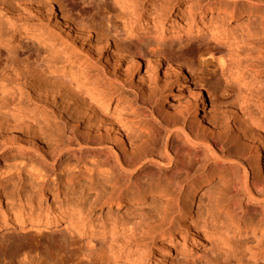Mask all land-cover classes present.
<instances>
[{
  "label": "bare ground",
  "instance_id": "obj_1",
  "mask_svg": "<svg viewBox=\"0 0 264 264\" xmlns=\"http://www.w3.org/2000/svg\"><path fill=\"white\" fill-rule=\"evenodd\" d=\"M115 1L119 10L130 14L129 26L135 22L143 27L150 23L159 31L157 39L163 40L162 33L170 28L181 32L175 22L167 28L165 6L168 8L174 2L179 7V19L187 15L188 35L210 34L215 43L202 41L190 49L199 56L196 58H207L200 61L202 83H191L184 67L168 59L158 43L154 47L148 44L144 53L141 44L131 39L130 27L121 31L125 37L120 36L118 27L109 28L115 8L90 6L87 10L107 22L83 23L68 13L62 6L63 0H0L6 14L4 22L10 25L7 32L19 21L39 23L35 16L45 18L48 23L34 30V36L39 44L57 48L62 54L61 63L67 65L60 70L45 49L32 50L31 45H22L15 53L0 54V232L25 227L41 230L61 224L64 229L71 227L83 232L85 224L53 217L51 208L43 207L44 196L35 203L32 196L25 195L26 185L32 192H42L55 185L56 177L82 173L115 188L116 198L121 199L125 184L132 177L141 176L144 186L139 184L132 198L144 202L164 197L166 205L163 212L142 216L138 228L124 232L121 239L111 238L118 243L120 252L114 259L131 264H169V244L174 245L172 239L182 229L180 215L187 213L182 203L183 191L189 188L187 195L189 198L193 194L194 203L203 183L216 177L223 183L219 182L223 190L211 201L202 227L199 229V224L192 223L195 230H185L193 235H180L178 242L184 252L193 253L206 243L218 225L226 237L237 231L251 238L232 246L229 257L216 264H264V0H199L209 5L200 3L197 9L191 7L189 0H165L167 5H162L163 9L155 8L153 14L143 15L139 11L146 4L144 0ZM153 5L157 2L153 1ZM242 14L246 15L243 21H248V25L240 30L238 42L227 47L216 44L227 41L229 19ZM255 16L256 27L251 20ZM50 19L70 38L98 46L97 51L110 58L113 70L89 71L91 65L72 56L65 43H58L60 39L54 31L48 30ZM30 28L24 26L20 34H26ZM150 57H153V61L148 60L150 79L139 76L143 87L128 94L125 89H134L129 78L138 75L141 63ZM161 74L176 75L183 87L190 84L186 100L175 115L160 108ZM251 83L253 89L248 86ZM202 87L207 89L212 114H206L207 99L202 95ZM115 101L127 106L132 117L108 116L105 112ZM66 110L87 118L85 131L79 130L78 121L68 120ZM71 139H75L89 159L80 155L77 165L63 166L58 162L52 166L65 142ZM12 150L17 154L10 159ZM11 179L14 192L8 198L4 184ZM121 180L126 183L123 185ZM2 199L18 207L10 222L6 221L10 211L3 210ZM27 214L29 217L25 218ZM209 220L214 224L212 228L207 226ZM166 232L171 236L159 242L152 260L145 250L136 259L127 251L133 245L141 249L147 239L155 243L156 235ZM65 237L50 255L56 264H109L108 254L103 251L89 260L91 240L77 247L78 239L68 241V236Z\"/></svg>",
  "mask_w": 264,
  "mask_h": 264
},
{
  "label": "rangeland",
  "instance_id": "obj_2",
  "mask_svg": "<svg viewBox=\"0 0 264 264\" xmlns=\"http://www.w3.org/2000/svg\"><path fill=\"white\" fill-rule=\"evenodd\" d=\"M153 1L157 2L156 6L153 5ZM189 1H191V7L196 9L201 3L199 0ZM144 3L146 4H144V8L139 11L140 15L150 13L153 14L155 12V8L163 9L162 5H167L165 0H144ZM211 3L214 4L213 2ZM87 4L90 5L88 6ZM201 4L209 5V2L206 1ZM62 6L69 11V14L71 13L73 18L79 19L83 23H92L94 21L96 23H100L98 21H106V19H103L101 16L99 18L97 13L93 14V11L87 10L91 9L93 6L104 10L106 8L117 9L112 15V23L109 24V28L111 26L112 29L113 27H118L121 33L120 36L125 37L122 32L125 30V26L127 29L130 27L131 32L133 31L131 39L135 43L141 44L140 46L142 50H144V53L147 51L146 49L148 48V44L154 47L158 43L160 46L159 48H162L165 51V55L168 59L170 58L173 61H177L179 62L178 64H181L184 67L185 72L191 77V83H202L204 75L201 73L203 68L200 66V61H204L207 58H196L199 56L193 55L191 50L199 42L209 41L210 43H215V41L212 37H210V34L206 33L199 37L193 34L188 35L187 24L189 23L187 15L184 16L185 19H179V7L177 3H172L168 8L165 6V14H168L167 28L170 26L171 22H175V27H179L181 32L179 33V31L171 30L170 28L166 32L162 33V36L164 37L163 40L157 39L159 31H157L150 23L144 27L137 22L132 23V25L129 26L130 14L127 15L125 11L119 10V5L115 0H63ZM2 8H4V6L0 5V29L1 32H3L2 34L0 32V54L2 53V55H6L8 53L11 54L12 52L15 53L20 51L22 45H31L30 48L32 50L41 47L39 49H41V51H44L45 49L47 54H50L52 57V62L57 64L56 66H58L60 70L66 69L65 67L67 65L64 67V64L61 63V61H63L62 54L57 51V48L50 45L43 46L42 44H39L38 40H36L34 36V30L42 28L44 26L43 24L48 23L45 18L35 16V20L39 23L21 24V21H19L16 23L13 30L11 29L10 32H7L8 27L10 29V25L4 22L6 14ZM85 10L89 12H85ZM245 16V14H242L239 17L230 18L228 27L229 30L227 31L226 36L227 41H221L216 44L219 46L221 45V47L231 46V44L234 46V42L238 40L240 33H242L240 30L247 28L248 21H243V17L245 18ZM256 19V16L251 18L253 26L255 23L254 27L257 25ZM49 24L48 30L54 31V34L60 39L58 40V43H65L64 45H66V48H68V51L72 56H77L86 60L87 63L91 65V69H89V71L93 70L94 72H100L102 68L108 71L113 70V66H111L109 61L110 58H108V55L105 52H98V46H90L86 42L70 38L55 24L54 19H50ZM252 25L250 27H252ZM24 26H30L31 28L26 34L21 35L20 29ZM139 39H141L142 42H139ZM19 40H21L20 44ZM192 55L195 56V62H193L194 57ZM148 60L150 62L153 61V57H150L141 63L138 75L131 76V78H129L131 88L134 89H125L128 94L133 92L135 89L143 87L144 83L139 81V76L143 79H147L151 75ZM73 71L74 69L71 72ZM251 84L252 85L249 84L248 86L253 89L254 85L253 83ZM158 87L161 96L159 105L160 108H162V111L164 113L169 112L170 115L178 113L177 111L182 108V104H184L186 100V90L190 88V84L189 87H183L176 75L161 74V77L158 78ZM202 88V95L205 99H207V106L205 109L206 114H212L211 100L208 98L207 89L205 87ZM123 106L122 102L117 103L115 101L109 106L105 113L113 118L128 119L129 115L131 118L132 114L129 111V108L127 106ZM257 112H260L258 108ZM65 115L70 121H78L77 126L80 131L86 130L88 126L86 117L81 116L80 113L74 110H66ZM262 119L264 120V114ZM82 153V150L76 145L75 139H71L70 142H65V145L61 149V153L57 154L56 159L53 162L54 164L52 163L51 165L57 166L58 162L63 166L68 164L77 165V157L79 158L80 155V157L85 156V159H89L88 155L86 156ZM12 154L13 155H11L10 159L16 157L17 153L15 150H12ZM51 171H53L52 168ZM143 175L144 174H142V176ZM140 177L141 176L132 177L128 183L121 180L122 184H128H125V192L123 193V198L121 199L116 198L118 191L115 188L107 187L102 181L90 179L86 176V174L82 173H70L65 176L56 177L55 185L46 187L42 192H32L29 185H26L25 190H23L25 195L32 196L35 203L39 201L40 197L44 196L42 201L43 207H50L51 211L54 213L52 214L53 217L62 218L65 222L69 219H73L80 222V225L85 224V228H82V233H78L77 230L71 227L64 229L63 224L58 227L41 230L29 229L28 227H25L22 230H18L16 228L4 230L0 232V264H56V260L52 259V256L50 255H52L57 249L56 245H58L62 240H66L65 236H68V239H70L68 241L78 239L77 247L85 246L86 242L91 240L90 249L92 256L89 260L99 257V252L103 251L108 254L109 264H131L129 262L123 263L120 259H114V257L118 256L120 252L118 250V243L113 240L111 241V238L114 236L116 238L115 240L121 239L124 232L126 234L129 229H132V227L138 228V225L142 220L141 218L152 213L163 212L166 205L164 197L156 196L155 198H149V200L144 202H141L136 198H132L131 195L133 194V190H136L139 184L143 185V181ZM219 182L220 181L216 177H211L205 181L203 183L204 185L198 189L195 197L196 201L194 203L193 194L188 198L187 192L189 188L187 187L188 185L186 186L187 188L183 191L182 195V203H185L187 213L182 215L183 217L180 215V220L183 223L181 227L182 229L176 231L175 234L177 237H173L172 239V243L174 245L171 243L169 244L171 248V255L168 261L169 264H216L218 261H223L229 257V253L232 251L230 250L232 246H237L242 243V241L244 242L251 238V236L247 235L241 236L237 231L226 237L224 231L216 225L218 228L216 229L215 227L214 232L206 239V243L204 245L197 248L193 253H188L186 249V252L183 251L181 243L178 242V240H180V235H193L191 231L195 230V228L191 226L192 223L199 224V229L202 227V223H204L203 221L208 216V209L211 201H214V199L217 198V195H219V193L223 190V185H221L223 183L220 182V184ZM12 185L13 179L4 184L6 192L5 196L8 198H10L14 192ZM165 187L166 186H163V188ZM2 203L3 210L10 211L8 212L6 218V221L10 222L13 220V216L18 210V207L11 201H7V199H2ZM12 208H15V210H12ZM24 217L28 218L29 214ZM209 222H211V220L208 221L207 226L212 228L214 224H210ZM185 229H189L191 231L187 233ZM169 236H171V233L169 232L158 233L156 235L155 243H151V241L147 239V241L143 242L140 246L141 249H139V246L133 245V247L128 248L127 251H130L133 258L136 259L139 256V252L141 250H145V253L150 255L152 260L154 258V253L159 250V242H162L163 238H168ZM130 241L132 240L129 239V242ZM56 242L58 243L56 244ZM143 259L146 261L145 257Z\"/></svg>",
  "mask_w": 264,
  "mask_h": 264
}]
</instances>
